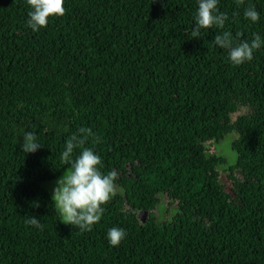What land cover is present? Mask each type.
<instances>
[{"label":"trees","instance_id":"16d2710c","mask_svg":"<svg viewBox=\"0 0 264 264\" xmlns=\"http://www.w3.org/2000/svg\"><path fill=\"white\" fill-rule=\"evenodd\" d=\"M63 6L33 32L26 0H0V264H264V44L235 66L211 43L218 31L264 41V0H218L228 20L200 38L198 0ZM80 128L99 138L84 147L100 170L118 176L100 222L83 232L42 186L67 170L60 157ZM26 131L42 145L35 153L21 151ZM230 134L233 165L205 148ZM224 165L243 177L232 194ZM171 204L176 213L159 221L154 211ZM113 227L126 233L118 247Z\"/></svg>","mask_w":264,"mask_h":264},{"label":"clouds","instance_id":"9594fccd","mask_svg":"<svg viewBox=\"0 0 264 264\" xmlns=\"http://www.w3.org/2000/svg\"><path fill=\"white\" fill-rule=\"evenodd\" d=\"M245 0H236L238 5H243ZM30 7L27 26L33 32L47 26L49 18L65 15L64 0H26ZM260 14L254 5H249L244 10V18L253 23L259 20ZM228 16L218 9V0H198V9L195 13V24L191 30L193 38H200L201 30H209L213 27L222 30ZM243 33H237L235 42L232 33L217 32L211 42L215 46L228 51V60L235 66H240L253 58L254 50L261 48L264 41L259 35L253 39H242ZM91 139L93 143H99L91 129L80 128L77 132L67 137L65 150L60 157L67 165V170L57 180L53 189L52 202L54 210L59 214L66 225H72L80 231H91L92 226L100 222L103 205L107 204L116 195L115 171L106 174L100 169L103 166L101 157L91 148L84 147ZM42 145L36 142V135L25 132L23 136V153H35ZM74 149H81L78 156L73 159ZM27 224L38 229L43 224L34 216H27ZM126 233L113 227L107 233L110 246L118 247L125 238Z\"/></svg>","mask_w":264,"mask_h":264},{"label":"rangeland","instance_id":"374dc122","mask_svg":"<svg viewBox=\"0 0 264 264\" xmlns=\"http://www.w3.org/2000/svg\"><path fill=\"white\" fill-rule=\"evenodd\" d=\"M246 112H247L246 109H242L240 107L238 112L232 115V118L235 119L238 114H244ZM234 137H235L234 134H230L229 137L225 136L218 143L208 142L205 144V148L208 150L209 153L223 156L226 159L227 165H233L236 161V154L232 149V145H231L232 139ZM227 165L220 167L219 179L224 187V190L227 191L229 194H232V187L234 183L233 181L234 180L241 181L243 177L239 170L234 168L229 169ZM59 178L43 183L42 185L43 188L48 192L52 193L53 195V189L56 187V182ZM162 199H164L163 196L160 197V200ZM157 209L160 211V214L156 210L154 211V216L157 217L159 221H164V220L169 221L171 220L172 216L176 213V207L173 206V204L167 206L163 205V209L159 205ZM141 217H142L141 219H144L146 217V214H143Z\"/></svg>","mask_w":264,"mask_h":264}]
</instances>
